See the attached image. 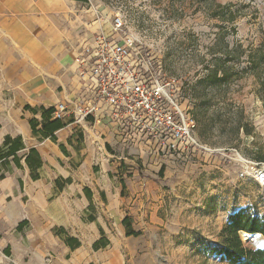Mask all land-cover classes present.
Masks as SVG:
<instances>
[{"label": "crops", "instance_id": "crops-1", "mask_svg": "<svg viewBox=\"0 0 264 264\" xmlns=\"http://www.w3.org/2000/svg\"><path fill=\"white\" fill-rule=\"evenodd\" d=\"M111 16L92 0H0V145L7 135L20 136L23 152L33 147L41 159L37 179L24 157L22 168L11 166L0 178L1 264H138L124 217L141 235L162 223L164 192L138 175L145 162L149 168L157 161L143 141L104 119L71 114L54 139L41 127L42 114L54 118L57 102L72 106L87 93L75 58L91 37L110 33ZM31 119L38 122L35 132ZM66 235L80 245L70 249ZM102 235L106 246L94 250ZM145 249H154L151 241ZM155 257L141 259L155 264Z\"/></svg>", "mask_w": 264, "mask_h": 264}, {"label": "rangeland", "instance_id": "rangeland-1", "mask_svg": "<svg viewBox=\"0 0 264 264\" xmlns=\"http://www.w3.org/2000/svg\"><path fill=\"white\" fill-rule=\"evenodd\" d=\"M92 1L122 17L124 30L141 41L150 70L177 79L178 103L195 118V134L208 148L154 154L155 167L141 165L138 175L158 184L164 202L159 228L132 235L137 263L157 255L155 264H226L215 250L223 246L229 214L245 208L264 215V185L253 170L242 173L244 160L257 163L255 153L264 152V90L250 69V55L264 50V0ZM228 49L236 55L221 63ZM216 64L228 77L208 85L204 77ZM246 233L238 231L243 246L264 249L261 234L254 233L257 244L250 245L243 240L254 235ZM145 241L154 249H145Z\"/></svg>", "mask_w": 264, "mask_h": 264}, {"label": "built area", "instance_id": "built-area-1", "mask_svg": "<svg viewBox=\"0 0 264 264\" xmlns=\"http://www.w3.org/2000/svg\"><path fill=\"white\" fill-rule=\"evenodd\" d=\"M110 27L109 34L100 32L83 44L75 58L87 93L72 106L57 102L53 117L104 119L120 134L143 141L156 155L208 150L195 134V119L178 103L177 79L150 70L141 41L124 30L119 14L111 16ZM244 162L242 173L253 170L252 177L264 185V166ZM3 258L0 252V264Z\"/></svg>", "mask_w": 264, "mask_h": 264}, {"label": "trees", "instance_id": "trees-1", "mask_svg": "<svg viewBox=\"0 0 264 264\" xmlns=\"http://www.w3.org/2000/svg\"><path fill=\"white\" fill-rule=\"evenodd\" d=\"M235 49H228L225 51V60L221 63H225L226 60L232 59L236 55ZM222 73L219 74V68L216 64L214 68L209 69L208 73L204 77V81L208 85H214L218 82H223L227 79L228 74L224 68ZM250 69L253 71L258 78L260 87L264 90V50L253 53L250 55ZM195 117V114H194ZM62 119V118H61ZM61 119L51 118L50 115L42 114L41 127L44 131L51 135L54 139L53 132L61 127L63 123ZM195 119V118H194ZM196 121V120H195ZM30 126L32 132H35L38 122L35 119L30 120ZM201 133V132H200ZM25 145L20 136H5L2 144L0 145V178H4L6 174L10 171L11 166L16 168H22L21 159L24 157V161L30 170V176L32 179H37L39 177L38 169L41 166V159L35 148L31 147L26 149ZM254 159L256 161L264 162V152L257 151L255 153ZM163 168L161 167L159 172L162 173ZM70 179H65L63 182L67 183ZM56 185L61 188L62 184L59 180H56ZM88 209L93 210L90 203ZM88 220H93L94 216L89 214L87 216ZM122 223L126 227V235L137 236L140 234L139 231H135L131 228V220L129 216H125ZM238 231L247 232L253 234L252 240H246L243 242L250 245L257 244V238L254 233H259L264 237V215L257 216L255 214H250L245 208L238 209L237 211L229 214L226 223L221 230V235L224 236L223 246L216 249V253L221 255V259L226 261V264H264V249L256 248L251 249L242 245L239 237ZM56 234L63 233L62 229H57ZM65 244L70 249H75L80 245V242L75 237L66 235L64 237ZM107 240L103 235L93 243L92 247L94 250L105 247Z\"/></svg>", "mask_w": 264, "mask_h": 264}]
</instances>
